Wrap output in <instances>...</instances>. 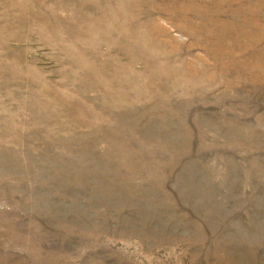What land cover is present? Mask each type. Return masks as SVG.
I'll list each match as a JSON object with an SVG mask.
<instances>
[{
    "label": "rangeland",
    "instance_id": "obj_1",
    "mask_svg": "<svg viewBox=\"0 0 264 264\" xmlns=\"http://www.w3.org/2000/svg\"><path fill=\"white\" fill-rule=\"evenodd\" d=\"M0 264H264V0H0Z\"/></svg>",
    "mask_w": 264,
    "mask_h": 264
}]
</instances>
